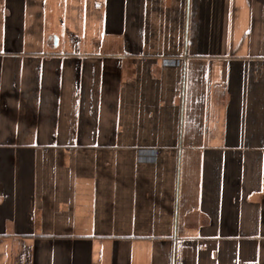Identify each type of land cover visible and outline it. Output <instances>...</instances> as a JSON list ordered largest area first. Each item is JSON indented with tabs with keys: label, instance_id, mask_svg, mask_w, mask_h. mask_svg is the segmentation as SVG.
Masks as SVG:
<instances>
[{
	"label": "crops",
	"instance_id": "0c3cea01",
	"mask_svg": "<svg viewBox=\"0 0 264 264\" xmlns=\"http://www.w3.org/2000/svg\"><path fill=\"white\" fill-rule=\"evenodd\" d=\"M0 264H264V0H0Z\"/></svg>",
	"mask_w": 264,
	"mask_h": 264
}]
</instances>
